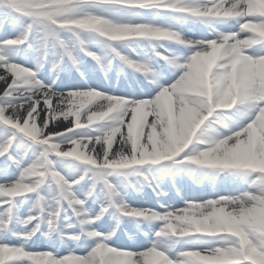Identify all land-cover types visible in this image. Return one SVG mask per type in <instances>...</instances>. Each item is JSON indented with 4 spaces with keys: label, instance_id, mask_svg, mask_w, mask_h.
I'll use <instances>...</instances> for the list:
<instances>
[{
    "label": "snow or ice",
    "instance_id": "6c2138e0",
    "mask_svg": "<svg viewBox=\"0 0 264 264\" xmlns=\"http://www.w3.org/2000/svg\"><path fill=\"white\" fill-rule=\"evenodd\" d=\"M0 264H264V0H0Z\"/></svg>",
    "mask_w": 264,
    "mask_h": 264
},
{
    "label": "bare ground",
    "instance_id": "6f19581e",
    "mask_svg": "<svg viewBox=\"0 0 264 264\" xmlns=\"http://www.w3.org/2000/svg\"><path fill=\"white\" fill-rule=\"evenodd\" d=\"M0 87H3V85H2V84H0Z\"/></svg>",
    "mask_w": 264,
    "mask_h": 264
}]
</instances>
